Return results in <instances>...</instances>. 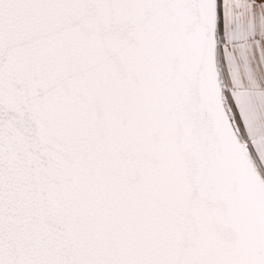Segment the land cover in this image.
<instances>
[{"label": "snow or ice", "instance_id": "obj_1", "mask_svg": "<svg viewBox=\"0 0 264 264\" xmlns=\"http://www.w3.org/2000/svg\"><path fill=\"white\" fill-rule=\"evenodd\" d=\"M0 264H264V0H0Z\"/></svg>", "mask_w": 264, "mask_h": 264}]
</instances>
